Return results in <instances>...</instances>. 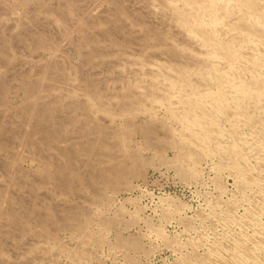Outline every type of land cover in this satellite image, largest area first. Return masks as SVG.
Listing matches in <instances>:
<instances>
[{
  "label": "rangeland",
  "instance_id": "1",
  "mask_svg": "<svg viewBox=\"0 0 264 264\" xmlns=\"http://www.w3.org/2000/svg\"><path fill=\"white\" fill-rule=\"evenodd\" d=\"M62 1L73 5L75 16L69 17ZM94 1L0 0V264H182V257L192 253L194 241L198 242L194 244L199 246L196 249L201 255L210 240L224 231L214 217L208 220L209 212L218 211L232 198L236 180L229 171L216 172V157L205 159L204 156L195 166V177L183 179L173 163L175 159H171L177 155L176 150L163 148L165 151L159 149L157 153V149L154 152L146 148L145 151L136 135L129 146H116V150L124 152L125 158L129 153L130 156L141 154L143 157L137 158L138 162L143 159V164L134 165L135 170L127 164L128 174L125 170L124 176L111 175L104 179L100 177L104 159L96 160L97 144L103 138L97 131L104 128L102 131L112 132L113 128L115 132L122 120L117 116L113 120L100 117L97 129L89 126V111L84 106L74 116L69 113L73 108H68L70 111L59 105L47 108L48 102H56L58 89L64 95L68 88L76 86L77 101L82 106L87 86L119 87L109 82V72L84 65L83 55L70 45L80 36L78 18L90 11L93 4L102 3ZM45 9L59 10L67 17L64 16L67 24L52 25ZM40 42L47 43L46 50L32 49ZM89 133L91 138H87ZM77 149L92 150V158L81 156ZM136 168L142 170L137 172L139 175L134 173L138 171ZM244 207L239 208V213ZM54 214L58 215L57 219ZM11 215H14L12 222L8 221ZM126 240H136L140 244L138 251L121 246Z\"/></svg>",
  "mask_w": 264,
  "mask_h": 264
},
{
  "label": "bare ground",
  "instance_id": "2",
  "mask_svg": "<svg viewBox=\"0 0 264 264\" xmlns=\"http://www.w3.org/2000/svg\"><path fill=\"white\" fill-rule=\"evenodd\" d=\"M101 2L98 5L91 3L93 8L78 18L76 28L80 36L76 42L71 40L70 45L83 55L84 65L109 72V82L119 84V87L89 85L84 88L86 100L81 106L82 102L77 101V87L68 86L70 88L64 95L62 89H58L59 94L54 96L56 102H48L47 108L57 105L67 110L73 108L69 113L74 116L84 106L89 111V126H96L93 128L97 129L100 117L113 120L117 116L122 120L120 126L114 127L115 132L111 127L112 132L102 131L104 128L97 131L103 138L102 141L99 138L101 142L97 144L96 160L104 159L103 165H100V177L104 179L111 175L124 176L125 170V174L130 171L127 167L133 166L135 170L136 165L143 164V159L138 162L136 153L132 156L129 153L125 158L124 152L116 150V146H129L131 138L136 135L140 137L145 151L146 148L154 152L157 149V153L159 149L176 150L177 155L174 154L176 156L171 159H175L173 163H176V170L183 179L197 174L195 166L204 156L205 159L216 157V172L229 171L236 180V192L231 194L232 198L225 204L220 200L224 206L209 212L208 220L214 217L224 231L206 244V251L201 255L197 253L199 246L194 244L197 241L193 240V244L190 243L192 253L182 257V264H264V0ZM63 5L69 17L75 16L73 5ZM45 13L53 21L50 22L52 25L55 23L63 27L67 24V17L62 16L59 10L47 9ZM41 48L46 50L47 43L40 42L32 49ZM75 81H78V76ZM94 131L91 129V132ZM90 133L87 138H91ZM54 148H57L56 145ZM77 153L88 157L93 154L92 150L87 152L82 149H77ZM139 170L134 173L139 175L137 172L142 171ZM242 206H245L244 210L239 213ZM48 213L52 215L50 210ZM9 217L8 221L12 222L14 215ZM133 241H122L120 245L137 250L140 244Z\"/></svg>",
  "mask_w": 264,
  "mask_h": 264
}]
</instances>
